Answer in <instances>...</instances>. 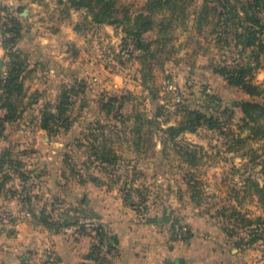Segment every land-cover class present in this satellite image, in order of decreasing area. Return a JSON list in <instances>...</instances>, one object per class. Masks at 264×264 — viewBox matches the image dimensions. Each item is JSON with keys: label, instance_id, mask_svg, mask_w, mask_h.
<instances>
[{"label": "rangeland", "instance_id": "1", "mask_svg": "<svg viewBox=\"0 0 264 264\" xmlns=\"http://www.w3.org/2000/svg\"><path fill=\"white\" fill-rule=\"evenodd\" d=\"M119 1L130 9L132 16L142 11L146 4V0ZM203 3L204 0H195L186 8L188 18L176 22V28L169 32V46L175 51L174 56L163 71L158 67L155 69V79H151L148 85L142 83L139 64L122 48L123 27L86 31L71 39L70 33L63 31L50 40L38 38L50 47L44 53L65 61L56 60V65L53 64L55 73L50 74V79L46 78V85H40L39 79L33 78L27 83L28 87L24 86L27 97L29 92L40 88L48 90L51 99H39L22 115L16 128L7 124L0 135V158L10 151L22 164L17 170L8 163L0 169V214H3L0 219L7 223V235H11V208H3V211L1 208L11 201L12 189L19 196L30 198L38 213L45 200L54 202L56 206L53 204L51 210L44 208L52 221L56 220L54 223L62 225L64 231L76 223L74 226L94 239L92 248L94 245L99 247L102 240L94 228L85 223L102 226L98 215L103 213L108 221H121L127 217L137 222L154 220L161 229L175 237L178 245H185L187 241L203 245L206 240L210 264L221 261L223 247L239 251L253 248L264 260V226H259L262 240L253 246L239 247L236 244L240 238L247 239L245 227L257 226L249 225L244 219L264 220V195L261 198L258 192V189H264V173L259 164L264 160V139H255L249 131L242 130L240 110L231 105L232 101L249 99L248 96L227 86L212 72V65H231L238 55L231 48L219 52L215 38L209 35L210 25L198 27L197 16ZM65 6L59 0L40 5L23 3L17 6L14 3V7L0 4V45L4 35L2 21L17 17L23 23V17L28 19L29 9L35 11V15L37 11L45 12V17L66 15ZM25 10L27 13L23 15ZM73 18L78 20V16ZM30 19L35 28L46 27V21H39L36 17ZM48 24L54 28L57 22L49 21ZM5 35L10 36L9 33ZM193 39L210 52H195ZM17 49L27 54L25 49ZM6 55L4 50L0 58V77ZM241 61L255 70L254 82L264 88V55L253 59L248 51ZM74 81L84 85L86 93H74ZM64 89L70 97L66 117L71 126H61L56 132L47 131L48 134L39 133L36 125L41 123V109L46 103L55 106ZM127 93L130 95L122 109H115L109 115L101 110V95ZM208 95L216 97L217 101L211 102ZM184 109L196 110L225 123L222 134L205 126L195 133L184 132L178 137L181 144L201 147L196 150L199 160L196 165H188L171 142L163 144L165 136L155 129L156 123L164 128L178 126ZM226 110L232 111V119H227ZM139 113L154 122L149 128L153 131L154 146L147 148L151 142H145L136 151L132 130L134 115ZM25 125L29 127L24 129ZM91 133L98 138L96 145L105 146L118 157L115 165H99L94 157L89 156L85 145L94 143ZM232 139L242 142L233 144ZM65 155H68L66 161ZM188 178L190 182L186 180ZM54 192L57 193L55 197ZM103 230L114 241V235L105 227ZM231 231L235 235L230 236ZM67 234L71 235V231L64 233ZM195 237L203 239L202 242L194 240ZM178 258L184 257L177 254ZM241 259L237 254L236 257L227 255L225 260L228 264H248Z\"/></svg>", "mask_w": 264, "mask_h": 264}, {"label": "trees", "instance_id": "2", "mask_svg": "<svg viewBox=\"0 0 264 264\" xmlns=\"http://www.w3.org/2000/svg\"><path fill=\"white\" fill-rule=\"evenodd\" d=\"M60 4L66 5L64 13L73 9L81 13L80 20L75 24V29L80 34L86 31L99 29L103 25L123 27L125 36L122 48L130 59L139 64L138 73L144 85H148L154 78V71L158 67L163 71V67L169 62L175 51L169 46V32L176 28V22L185 21L188 18L186 8L192 5L195 0H146L145 7L136 15L132 16L130 9L120 3L119 0H59ZM1 20V19H0ZM197 25H210L209 35L215 38V47L219 52L223 49H234L238 59L231 65H212V72L220 76L227 86L242 91L249 99L232 101L233 108H238L241 114L242 130L249 131L255 139H264V88L257 85L255 80V70L248 64L241 61L247 52L253 59H258L264 55V0H204L197 16ZM4 35H2V46L10 58L7 76L0 77V135L4 133L7 124L18 122L27 109L36 104L39 95L33 94L27 97L24 90V79L28 72L29 57L17 49V44L22 38L23 23L17 17H9V20L2 21ZM6 33L10 36L5 37ZM195 52L203 51L204 54L210 52L203 47L199 41L193 39ZM197 56L195 53L194 58ZM233 60V61H234ZM1 64V62H0ZM74 93H86V88L81 83H76L72 87ZM130 95H101L99 104L101 110L109 115L113 110H120L124 107L126 98ZM70 97L67 90L61 93L58 103L53 106L46 103L40 111V126L50 132H56L61 126L69 128L66 113L70 104ZM211 102H216L217 98L208 95ZM227 119H232V111L226 110ZM128 118V117H127ZM142 113L134 115V146L136 151L142 148L145 142H151L147 148L154 146L152 143V133L150 125L154 122L145 119ZM61 123V125H59ZM155 129L163 134V144L171 142L181 158L188 165H196L199 160L196 158L199 146L189 143H179L178 137L184 132L195 133L199 128L208 127L217 130L222 134L223 120L219 118L207 117L196 110L184 109L182 121L178 126L162 127L156 123ZM100 129H104L103 126ZM93 136V133H91ZM94 143H87L86 148L90 157H94L99 165H115L118 157L110 152L106 147H99L95 142L97 137L93 136ZM242 140L232 139L233 144ZM245 141V140H243ZM194 147L195 149H193ZM5 163L11 164V168L17 170L22 166L20 160H15L12 152L2 154L0 158V169ZM264 173V160L260 161ZM21 175H24L20 172ZM188 182L190 178L186 179ZM2 188V185H0ZM258 188V187H257ZM1 190V189H0ZM261 198L264 189H258ZM15 190L11 189V197H15L24 204H31L30 198L19 196ZM237 212H235L236 214ZM236 215H239L238 213ZM39 221L49 225L51 215L42 209L35 215ZM249 225L256 224L255 228L245 227L247 239L240 238L236 243L239 247H251L257 241L262 240V233L259 226H264V220L257 218L255 221L247 220ZM149 222H155L151 220ZM62 227V225L60 226ZM59 227V228H60ZM58 228V229H59ZM242 229V228H241ZM100 240L107 238L111 241V253L115 250L116 241L109 238L102 226L94 229ZM235 235L233 231L229 234ZM98 246L94 245L90 258L97 264L101 259L98 253ZM114 252V251H113Z\"/></svg>", "mask_w": 264, "mask_h": 264}, {"label": "crops", "instance_id": "3", "mask_svg": "<svg viewBox=\"0 0 264 264\" xmlns=\"http://www.w3.org/2000/svg\"><path fill=\"white\" fill-rule=\"evenodd\" d=\"M49 1L0 0V4H11V7H14V3H17V6L23 3L40 5L47 4ZM34 12L29 9L28 19L23 17L25 19H23L22 38L17 46L25 49L29 57V67L24 79V86H27V83L33 78L39 79L40 85H46V78L50 79V74L54 75L55 73L53 64L56 65V60L64 63V59L44 53L50 47L45 41H39L40 37L50 40L55 35L62 33V31L70 33L69 39L82 35L75 29V24L81 18V13L75 10L68 11L65 13L66 15L50 14L48 17H45V12L37 11L36 15ZM76 16H78V20L73 18ZM31 17H36L39 21H46V27L35 28L30 23ZM54 20L57 24L53 28V25H49L48 22ZM108 27L110 26L103 25L99 29L104 31L108 30ZM3 54L4 49L0 45V58ZM57 67L60 68V65H57ZM71 72L73 75L75 74V71ZM39 76L42 78H39ZM74 82L76 83L77 81ZM29 94L39 95L41 101L51 99L48 96V90L45 89L36 88ZM16 126H18L17 122L11 124L12 128H16ZM28 127V125L23 126L24 129ZM36 129L39 133L45 132L48 134L46 130L41 128L40 123L36 125ZM48 138H45V140H48ZM67 157L68 155L64 156L65 161L68 159ZM35 170L33 173L36 172ZM54 194L53 196L55 197L57 193L54 192ZM10 202H7L1 208L2 211L3 208L4 210H10L11 208V235L10 233L7 235V223L0 219L2 220L0 221V264H9V261H11V264H93L90 253L94 239L74 226L76 223H72L73 226L71 225V228L65 231L63 230L64 227H60L59 223H54L57 222L56 220L53 222L50 219L49 225H45L35 217V215H38V211L31 204H24L15 197H11ZM10 204L11 207H9ZM41 204L40 211L44 208L51 210L54 202L50 203L49 200H45ZM102 212H105L104 207H102ZM127 215H130V213ZM98 218L102 226L114 235L116 241V247L109 264H164L166 260H175L177 254H182L184 257L183 259L178 258L181 260V264H210L206 240L203 241V245L197 243H193V245L191 241H187L185 245H178L173 235L167 230L161 229L154 222H137L129 217L121 221H108L103 213H100ZM69 231H71V235H64L65 232L68 233ZM10 239L11 248L9 247ZM194 240L202 242L203 239L195 237ZM220 254L221 261L218 264H228L227 260H225L227 255L236 257L237 254H239V259L242 258L243 260H241L248 264H261L264 261L259 251L253 248L239 251L223 247L220 250Z\"/></svg>", "mask_w": 264, "mask_h": 264}, {"label": "built area", "instance_id": "4", "mask_svg": "<svg viewBox=\"0 0 264 264\" xmlns=\"http://www.w3.org/2000/svg\"><path fill=\"white\" fill-rule=\"evenodd\" d=\"M4 61H3V66L1 67V78L4 79L6 76H7V72H8V66H9V61H10V58L8 57V55H6L4 57ZM15 170V169H14ZM13 169H11V171L14 172ZM82 223V222H81ZM84 224V223H82ZM87 225H90L91 227H93L94 229L97 228L99 225L98 224H95L93 222H87L86 223ZM113 243H111V241L107 238H104L100 245H99V256H100V260L99 262H97V264H108V260H109V256H110V253H111V246H112Z\"/></svg>", "mask_w": 264, "mask_h": 264}, {"label": "water", "instance_id": "5", "mask_svg": "<svg viewBox=\"0 0 264 264\" xmlns=\"http://www.w3.org/2000/svg\"><path fill=\"white\" fill-rule=\"evenodd\" d=\"M27 10L24 11L23 15H26ZM164 264H181L180 259H175V260H166Z\"/></svg>", "mask_w": 264, "mask_h": 264}]
</instances>
